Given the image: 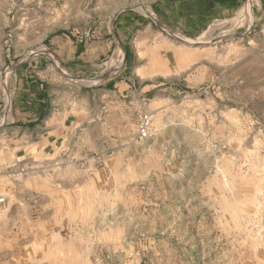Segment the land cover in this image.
<instances>
[{"label":"crops","instance_id":"0c3cea01","mask_svg":"<svg viewBox=\"0 0 264 264\" xmlns=\"http://www.w3.org/2000/svg\"><path fill=\"white\" fill-rule=\"evenodd\" d=\"M242 4L243 0H155L152 9L162 26L195 38L231 18ZM111 9L101 1L85 13L80 9L73 13L63 0H0V182L4 183L0 197L6 199L0 207V264L62 258L32 253L30 230L39 225L43 235L55 237V230L74 214L94 212L95 204L104 200L110 205L116 188L120 207H126L120 189L140 178L136 117L145 108L159 111L164 101L142 92L148 84L167 81L159 73L164 65L151 63L139 34L153 36V28L163 27L129 9ZM262 10L264 15V0ZM87 31L90 37L85 36ZM116 43L128 46L122 66ZM112 56L114 64L107 67L103 62ZM64 68L93 82L73 83V94L67 86L71 82L64 81ZM236 101L237 96H216L200 104ZM223 108L215 107L214 112L229 113L231 119L237 114L234 108ZM202 114L207 115L206 108ZM24 168L28 171L16 180L15 173ZM122 225L119 230L139 229L142 223ZM191 242L195 248L185 260L228 264L223 263L226 259L237 264V255L233 259L199 253L200 243L194 238ZM49 245L50 254H62L61 239Z\"/></svg>","mask_w":264,"mask_h":264},{"label":"rangeland","instance_id":"374dc122","mask_svg":"<svg viewBox=\"0 0 264 264\" xmlns=\"http://www.w3.org/2000/svg\"><path fill=\"white\" fill-rule=\"evenodd\" d=\"M98 1L110 4L111 11L129 9L163 25L154 16L155 0L63 3L73 13H85ZM247 2L199 37H185L166 26L153 28V36L139 34L151 63L164 65L159 73L167 84L157 81L143 89L142 96L164 101L159 111L145 108L136 117L137 129L139 116L150 115L151 132L148 139L137 138L140 178L120 189L126 207H120L116 188L110 205L104 200L95 204L94 212L74 214L55 230V237H46L36 225L28 238L30 251L62 258L19 264H194L185 260L195 248L191 238L200 243L199 253L237 255V264H264V15L262 0H252L248 10ZM115 53L122 66L118 43ZM103 63L110 67L114 56ZM63 77L71 82L67 86L73 94L74 84L93 82L65 68ZM216 96H237L238 101L200 104ZM215 107L234 108L237 114L231 119L229 113H215ZM204 108L207 115H200ZM20 171L15 173L18 181L24 176ZM123 222L142 226L119 230ZM60 239L62 254H50L49 244ZM223 263L230 264L226 259Z\"/></svg>","mask_w":264,"mask_h":264},{"label":"built area","instance_id":"2783aa9c","mask_svg":"<svg viewBox=\"0 0 264 264\" xmlns=\"http://www.w3.org/2000/svg\"><path fill=\"white\" fill-rule=\"evenodd\" d=\"M92 33L87 31L85 36L90 37ZM151 132V116L148 114H141L138 120L137 134L140 140L148 139ZM28 170L26 168L21 169L20 175H23ZM4 202V198H0V204Z\"/></svg>","mask_w":264,"mask_h":264},{"label":"bare ground","instance_id":"6f19581e","mask_svg":"<svg viewBox=\"0 0 264 264\" xmlns=\"http://www.w3.org/2000/svg\"><path fill=\"white\" fill-rule=\"evenodd\" d=\"M251 2H252V0H248V2L246 3V5H245V9H251Z\"/></svg>","mask_w":264,"mask_h":264},{"label":"trees","instance_id":"16d2710c","mask_svg":"<svg viewBox=\"0 0 264 264\" xmlns=\"http://www.w3.org/2000/svg\"><path fill=\"white\" fill-rule=\"evenodd\" d=\"M125 52H126V56L128 55V46L126 44L123 45Z\"/></svg>","mask_w":264,"mask_h":264},{"label":"water","instance_id":"95a60500","mask_svg":"<svg viewBox=\"0 0 264 264\" xmlns=\"http://www.w3.org/2000/svg\"><path fill=\"white\" fill-rule=\"evenodd\" d=\"M119 48H120L121 52L123 53V55H125V50H124V48H123L121 45H119Z\"/></svg>","mask_w":264,"mask_h":264}]
</instances>
